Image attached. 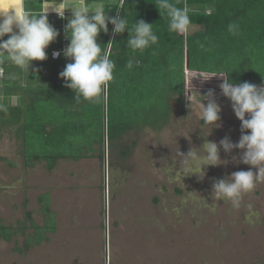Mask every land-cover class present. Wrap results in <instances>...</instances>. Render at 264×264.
<instances>
[{
	"label": "rangeland",
	"instance_id": "374dc122",
	"mask_svg": "<svg viewBox=\"0 0 264 264\" xmlns=\"http://www.w3.org/2000/svg\"><path fill=\"white\" fill-rule=\"evenodd\" d=\"M79 1L64 0V5L76 7ZM118 3L96 0L89 9L94 12L96 6ZM51 4L62 3L53 0L46 6ZM198 30L202 27L193 26L190 34ZM187 73L183 78L190 107L183 110L179 96L171 94L163 122L159 116L157 127L138 128L107 142L101 159L60 160L51 171L44 162L25 168L16 127L0 123L3 224L16 225L29 211L41 225L37 198L48 193L57 225L48 242L26 253L17 251L21 236L0 241V264H264V183L244 196L239 209L223 200L211 201L216 180L249 170V165L239 162L238 150L219 149L221 159L228 162L207 166L203 179L193 173L178 174V151L186 154L205 140L219 143L225 136L236 143L241 134L231 105L215 99L221 107L220 127L204 135L207 127L202 125L196 100L210 90L213 99L221 95L222 79L202 81L198 76L203 73H195L187 80ZM171 82L175 87L182 84L177 72ZM201 103L206 106L207 100ZM200 196L210 204L205 206Z\"/></svg>",
	"mask_w": 264,
	"mask_h": 264
},
{
	"label": "trees",
	"instance_id": "16d2710c",
	"mask_svg": "<svg viewBox=\"0 0 264 264\" xmlns=\"http://www.w3.org/2000/svg\"><path fill=\"white\" fill-rule=\"evenodd\" d=\"M48 2L53 0H47ZM56 1V0H55ZM93 1L87 0L90 6ZM176 7L188 9L193 26L202 30L187 38L168 31V18L159 10L158 0H126L124 7L105 5L106 15H119L131 28L136 20L153 24L158 42L142 52H132L126 47L128 33L113 35L111 24L108 33L97 38L102 49L108 50L112 41L110 58L115 61L114 79L106 91V139L114 142L127 132L138 128H154L160 116L165 120L166 107L171 94L178 95L183 110L188 94L183 78L184 59L188 70L198 73L223 71L230 73L234 84L250 82L264 84V0H171ZM24 7L32 13H40L41 0H23ZM210 13V14H209ZM71 16H67L68 20ZM229 23L238 25L237 34L227 31ZM45 49L47 59L33 61L22 70L11 63L2 66L0 77V123L16 127L20 139V155L25 168H33L44 162L46 170L54 169L60 160L78 162L97 157L101 159L104 139V96L98 102L81 100L77 103L72 90L56 77L58 69L67 63L63 54L52 60L50 53L62 47L63 34ZM65 34V44L69 40ZM133 60L131 69L126 65ZM174 72L182 84L172 85ZM195 73H187V80ZM190 82V81H188ZM214 99L221 105H230L222 94ZM186 107V108H185ZM162 124V123H161ZM160 124V125H161ZM43 223L38 225L31 212L25 211L23 220L16 225H4L0 218V241L10 242L23 237L19 253L49 241L57 230L56 215L50 208L48 193L37 198Z\"/></svg>",
	"mask_w": 264,
	"mask_h": 264
},
{
	"label": "clouds",
	"instance_id": "9594fccd",
	"mask_svg": "<svg viewBox=\"0 0 264 264\" xmlns=\"http://www.w3.org/2000/svg\"><path fill=\"white\" fill-rule=\"evenodd\" d=\"M125 2L126 0H119L118 7L123 8ZM158 7L168 18V31L187 38L193 28L188 9L176 7L171 0H158ZM65 9H71L72 16L65 26V34L70 33V36L66 35L69 43L62 54L72 62L65 65L59 77L63 79L64 86L72 90L73 99L77 103L81 100L98 102L114 79L113 72L116 67L115 61L110 58L113 42L109 41V49L105 50L97 40L101 32L108 33V24L113 26L114 36L127 31L126 47L134 53L142 52L157 43L158 37L152 30L153 24L141 19L136 20L129 28L128 21L119 15H106L102 5L96 6L95 11L90 12L89 6L84 3L76 7L51 4L42 12L34 14L24 7L23 0H15L14 3L0 0V57L26 71L33 61L46 60L45 49L59 35L48 21V12L51 10L63 19ZM237 28L235 23H229L227 31L236 35ZM5 36L8 38L4 39ZM60 55L61 52L58 51L52 53L53 58ZM132 66L133 60L130 59L126 67L131 69ZM230 73L211 71L198 77L202 81L212 77L222 79L219 84L221 94L230 101L235 118L240 122L241 134L238 142L233 143L225 136L219 143L205 140L200 148L193 147L186 154L178 151L181 157L178 174L180 176V173H193L203 179V169L207 166H219L228 162L221 159L219 149L222 148L225 153L238 150L239 162L249 165V170L236 171L227 178L216 180L212 184L211 201L223 200L232 209H239L244 196L251 193L258 184L264 183V84L257 86L247 81L234 84L229 79ZM0 75H3V69H0ZM202 100H207L206 106L201 103ZM190 102L192 103L191 100ZM196 103L200 107L202 125L207 127L204 135H210L212 128L220 127L218 121L221 107L213 99L211 90L205 96L200 95ZM0 110L6 111L2 105ZM253 168L256 169L255 172ZM199 199L205 206L210 204L201 196Z\"/></svg>",
	"mask_w": 264,
	"mask_h": 264
},
{
	"label": "built area",
	"instance_id": "2783aa9c",
	"mask_svg": "<svg viewBox=\"0 0 264 264\" xmlns=\"http://www.w3.org/2000/svg\"><path fill=\"white\" fill-rule=\"evenodd\" d=\"M56 1H60L61 3H64V0H56ZM86 1H87V0H80L79 3H84V4H86ZM47 3H48L47 0H41L42 9H41L40 12L43 11V9L45 8L44 5L47 4ZM64 15H65V18L61 19V18H59V17L56 15L55 12H52V11H49V12H48V20H49L50 18L54 19V20L56 21V25H57V27L61 30V32H62V34H63V37H62V47H61L60 49H58V50H54V51L61 52V54L63 53V49L67 46V45L65 44V26H66V24H67V16H72V11H65V10H64ZM54 51H52V52L50 53V57H51L52 60H57L59 57H58V58H53V57H52V53H53ZM0 77H2V75H0Z\"/></svg>",
	"mask_w": 264,
	"mask_h": 264
},
{
	"label": "water",
	"instance_id": "95a60500",
	"mask_svg": "<svg viewBox=\"0 0 264 264\" xmlns=\"http://www.w3.org/2000/svg\"><path fill=\"white\" fill-rule=\"evenodd\" d=\"M184 69L185 71L187 72H191V73H198V72H195V71H190L188 70V65H187V59H184ZM185 80V79H184ZM185 83V81H184ZM107 91V90H106ZM103 96H104V139H103V146H104V154L106 153V150H105V147H106V143H107V139H106V121H105V116H106V92L103 93ZM106 155H104L105 157Z\"/></svg>",
	"mask_w": 264,
	"mask_h": 264
},
{
	"label": "crops",
	"instance_id": "0c3cea01",
	"mask_svg": "<svg viewBox=\"0 0 264 264\" xmlns=\"http://www.w3.org/2000/svg\"><path fill=\"white\" fill-rule=\"evenodd\" d=\"M8 2H10V3H14L15 0H8ZM47 4H48V3H47ZM47 4H45L44 7H46ZM62 4L64 5V3H62ZM41 9H42V4H41ZM41 9H40V11H41ZM49 11H51V10H49ZM65 11H67V10H65ZM48 21H49V23H50L53 27H57V25H56V21H55L54 19L50 18ZM57 28H58V27H57ZM7 38H8L7 36L4 37V39H7ZM9 63H10V62H8L5 58L0 57V69H2V68H1L2 66H5V65H7V64H9Z\"/></svg>",
	"mask_w": 264,
	"mask_h": 264
}]
</instances>
